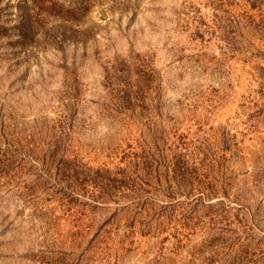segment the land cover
Here are the masks:
<instances>
[{
  "label": "rangeland",
  "instance_id": "374dc122",
  "mask_svg": "<svg viewBox=\"0 0 264 264\" xmlns=\"http://www.w3.org/2000/svg\"><path fill=\"white\" fill-rule=\"evenodd\" d=\"M0 264H264V0H0Z\"/></svg>",
  "mask_w": 264,
  "mask_h": 264
}]
</instances>
